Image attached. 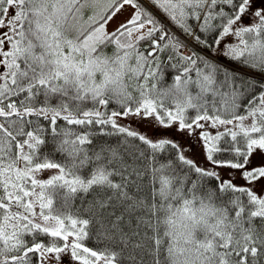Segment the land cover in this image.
<instances>
[{
	"label": "trees",
	"instance_id": "16d2710c",
	"mask_svg": "<svg viewBox=\"0 0 264 264\" xmlns=\"http://www.w3.org/2000/svg\"><path fill=\"white\" fill-rule=\"evenodd\" d=\"M123 1L17 0L18 48L0 69V104L81 113L103 102L99 115L85 120L0 116V161L15 174L18 144L35 133L25 164L58 165L82 181L47 182V211L75 220L80 243L109 256L112 262L105 264H264V213L245 189L198 169L174 144L150 142L110 120L147 101L164 121L177 111L186 124L198 116L251 115L254 131L221 132L211 151L215 162H242L250 139L264 138V113L252 115L264 79L191 45L183 56L178 47L185 42L175 30L216 54L218 37L245 0H149L175 30L132 0L134 21L94 38L93 45L85 43ZM7 2L0 0V20ZM142 24L147 27L140 33ZM241 36V48L230 47L222 56L264 73V23L243 29ZM154 38L160 52L148 56L145 45ZM148 70L151 78L142 83ZM12 178L0 176V264H37V252H26L29 247H59L64 239L31 223L20 235L25 254L13 260L12 243L1 235Z\"/></svg>",
	"mask_w": 264,
	"mask_h": 264
},
{
	"label": "rangeland",
	"instance_id": "374dc122",
	"mask_svg": "<svg viewBox=\"0 0 264 264\" xmlns=\"http://www.w3.org/2000/svg\"><path fill=\"white\" fill-rule=\"evenodd\" d=\"M18 2L8 0L4 16L0 22V37L7 34L18 23ZM17 16V18H16ZM130 8L120 5L111 17L97 27L95 32L89 34L85 43L94 44V38L98 34L113 31L131 19ZM81 18V17H80ZM259 22H264V0H245L239 14L232 18L216 42V53L222 56L228 48H241L243 39L241 31L252 27ZM69 49L72 46L68 45ZM7 46L0 49V60L6 58ZM77 50H81L79 45ZM61 56L66 57L65 51ZM0 67L3 68L0 64ZM77 68H84L79 65ZM151 70L146 72L142 83L151 78ZM257 105L252 109L254 113H264V91L259 95ZM102 102L94 109L81 113H72L67 109H57L50 106H16L9 105L0 108V114L19 112L22 114H38L55 119L66 117L69 120H85L100 113ZM140 109L127 111L122 114H111L110 119L127 131L136 132L144 136L150 142L167 140L173 142L179 149L181 155L192 162L198 169L218 176L221 181L236 188L249 191L252 199L258 203V210L264 213V138L251 139L248 152L240 163L213 162L210 152L214 147L217 135L222 131L251 132L255 130L254 119L251 115H242L230 119H219L216 117L201 116L190 123L181 121L180 113L169 112L167 121L159 120L158 113L152 101ZM143 110V111H142ZM138 134V135H139ZM141 136V137H142ZM38 136L30 132L26 139L18 144L19 160L16 173L9 165L0 161V176H10L12 186H8V197L6 213L2 220L1 235L5 241H11L14 248L13 260L21 256L19 251L20 235L31 223L57 234L64 238L63 245L59 247L44 248L34 245L39 254L37 264H105L110 261L106 255L98 254L80 244L78 241L81 226L74 220L66 222L64 216L47 212L43 208V186L52 179H58L69 184H80L82 181L67 173L58 165H35L27 166V149L33 146ZM28 176L30 178H28ZM72 177V178H70ZM76 178V179H73ZM26 182V183H24ZM12 264H25L22 260Z\"/></svg>",
	"mask_w": 264,
	"mask_h": 264
}]
</instances>
